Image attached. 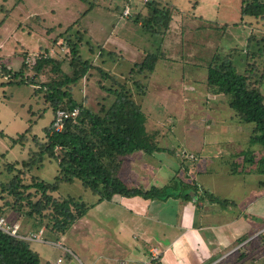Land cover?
<instances>
[{
    "label": "rangeland",
    "instance_id": "374dc122",
    "mask_svg": "<svg viewBox=\"0 0 264 264\" xmlns=\"http://www.w3.org/2000/svg\"><path fill=\"white\" fill-rule=\"evenodd\" d=\"M47 1L51 2L50 5L56 3V16L61 17L64 25L73 22L87 8H91V11L84 15L83 24L95 28L96 32L99 31L101 39L106 36L112 23L116 20L118 22L124 8L122 0L119 6L117 5L120 0H36L37 4L30 7L48 8ZM157 2L160 8L174 10L168 31L164 35L154 36L146 32L141 23H135L129 18L138 26L137 30L130 33L124 27L119 31L120 34L130 35L132 38L130 40L134 39L132 48L126 44L122 45L124 48L119 45L112 48L105 44L103 39L98 43L90 42V38L85 41V35H88L87 29L85 30L80 24L79 31L83 32L84 37L81 41L85 42L80 49L84 57L92 59L105 71L115 74L121 84H114L111 79H104L98 69H93L91 74L80 82L76 89L77 95L85 99V105L98 111L105 105L109 106L116 99L115 95L107 90L108 88L121 89L122 85L126 86L133 99L141 105L147 115V131L151 134L156 133L158 135L156 138L162 146L172 149L173 152L178 151L181 160L177 170L178 180L197 184V172L205 168L213 172L210 178L219 194L222 196L229 192L235 194L233 185L234 187L237 185V180L223 173L227 160L232 158L234 163L236 161V163L243 162L247 166L251 165L247 157L255 156L257 159L262 147L258 143L251 142L250 137L255 131L254 125L246 123L238 112L230 107V96L215 94L208 86V67L215 61L228 58L236 65L239 72L244 73L247 68L255 64L258 76H254L252 81L264 95V78H259L264 71V18L250 16L243 18L241 0H157ZM12 3V0L8 2L0 0V18L5 15L6 9L11 8ZM143 6L139 5L137 10H142L146 15L148 11ZM22 12L24 10L21 7L15 8L5 25L0 28V43L6 41L11 34L16 36V26L23 20L22 14L24 16ZM6 28H9V31ZM17 34L19 39L16 38L24 44L36 46L38 41L36 37L22 31H17ZM124 37L127 38L126 35ZM17 39L11 40L17 41ZM159 48L164 56L159 60L155 72L150 76L145 72H139L137 64L145 59L148 51H156ZM15 49L20 55L8 59L7 56L1 55L4 52L2 50L0 59L4 60L2 63L9 60L10 65L18 69L23 57L29 53L19 47ZM65 49H67L65 46L59 49L63 56L66 53ZM110 50L116 55L114 60L110 58L108 60L107 53ZM50 52L57 54L54 47ZM137 81L140 83L138 84ZM54 118V112L48 107L42 92L36 89L34 84H10L0 76V131L5 133V136L0 135V180L11 179L18 169L22 168L21 162L29 157L28 148L23 150L19 145L12 146L11 136L23 132L32 124L33 133L29 134L30 137L36 134L43 139L45 127L50 126ZM205 140L209 142L210 147L204 148ZM202 148L204 153L201 152ZM190 151L201 153L202 160L196 163V167L190 163L182 166L184 163L182 159L190 157L192 153ZM141 154H143L141 151H136L126 157L121 171V177L126 183H130L137 173L132 167L133 163L140 160L141 164H146L143 159L147 158V155L140 156ZM204 154H207L208 158ZM10 163L14 165L16 163L13 171L8 169ZM58 169V162L51 160L46 161L43 167L35 168L33 174L52 181L58 174ZM157 169L152 168V171L157 172ZM160 172L164 173L163 170ZM255 178L256 175L252 174L247 179L253 183ZM28 181L30 176L26 178V182ZM226 182H228L226 185H233L225 188ZM252 188L254 186L249 184L248 189L252 190ZM258 189L264 192V187L258 186L257 191ZM61 193L76 197L89 205L97 201V197L85 189L80 181L63 184ZM236 193L237 197H240L243 188L240 190L237 186ZM1 200L3 202V199ZM97 213H99V205L91 209L68 233L71 243L68 240L66 244L73 248L77 256L72 255L71 260L66 259V255L62 254L65 264H90V255L96 256L101 251L116 253L118 250L110 245L100 244L103 241L100 238L101 227ZM23 217L20 220L25 225L32 222L33 226H38L35 221ZM115 222V217L112 216L106 228L112 229L110 225H115ZM262 222L263 225L258 230L247 233L249 236L245 240L247 245L237 240L227 249L228 252L216 256L214 260L205 264H238L243 261L242 253L246 255L247 264H263L264 220ZM29 228L31 229L24 234L39 230V227L37 230L36 227L29 226ZM40 229H45L47 234L48 229L45 225ZM47 238H49L48 234ZM32 245L40 246L41 256L51 260L60 254L59 248L53 244L42 245L33 242ZM64 250L66 251V248ZM119 251L127 254L128 249Z\"/></svg>",
    "mask_w": 264,
    "mask_h": 264
},
{
    "label": "trees",
    "instance_id": "16d2710c",
    "mask_svg": "<svg viewBox=\"0 0 264 264\" xmlns=\"http://www.w3.org/2000/svg\"><path fill=\"white\" fill-rule=\"evenodd\" d=\"M157 4V0L136 3L128 18L135 23H141L145 31L154 36L164 35L173 20L174 10L160 8ZM139 5L146 7V15L142 10H137ZM241 15L243 18H264V0H241ZM6 17L7 15L0 20V25ZM37 17L41 27L46 29V42L41 46V52L34 57L24 56L18 69L9 62L2 63L4 60L0 59V76L10 84H34L42 92L45 102L55 115L60 109L72 112L78 108L79 112L75 117L65 118L60 131L54 129L53 123L46 126L43 139L36 134L30 137L29 134L33 133L32 124L23 132L11 136L12 146L19 145L23 150L28 148L29 157L21 162L22 168L11 179L0 180V217L6 216L10 221H15L25 216L30 221H35L38 226L45 225L48 235L60 238L85 217L97 202L111 200L116 194L161 200L170 197L192 200L199 186L196 182L178 180V171L176 179L163 187L131 186L121 178L123 162L129 154L136 151L153 154L155 151L173 150L162 146L156 133L147 131V115L126 86L122 85L121 89H107L116 97L109 106L105 105L95 111L85 105V99L77 95L76 89L82 79L91 74V70L98 69L104 79H111L114 84L120 85V81L115 74L105 71L92 59L84 57L80 49L84 43L81 41L83 32L79 31L78 21L56 34L55 27H45L41 17ZM29 24L31 26L32 21ZM63 46L67 48L64 56L59 50ZM52 47L56 48L57 54L50 52ZM107 54L108 60L116 58L112 50ZM163 56L160 48L148 51L145 59L137 64L139 72L152 75ZM257 70L256 65L252 64L241 73L232 60L225 58L209 65L207 79L208 86L215 94L230 96V107L246 123L254 125L255 131L250 140L253 144H260L262 150H259L257 159L255 156L247 159L253 169L264 174V95L252 81L254 76H258ZM259 78H264V71ZM0 135L5 136V133L0 131ZM51 160L57 161L59 166L54 180L48 181L33 174L35 168L43 167L46 161ZM15 168L16 163L9 164L10 171ZM236 168L235 166L234 170ZM29 176L30 181L26 182ZM76 181H80L85 189L97 197L95 203L89 205L83 200L61 193L63 184H73ZM203 192L208 194L209 191L204 189ZM248 237L246 234L238 241L241 243ZM31 243L32 241L0 229V264H53L44 263ZM245 257L242 253L243 261L238 264H247Z\"/></svg>",
    "mask_w": 264,
    "mask_h": 264
},
{
    "label": "crops",
    "instance_id": "0c3cea01",
    "mask_svg": "<svg viewBox=\"0 0 264 264\" xmlns=\"http://www.w3.org/2000/svg\"><path fill=\"white\" fill-rule=\"evenodd\" d=\"M8 1L5 0V2ZM12 1L11 8L6 9L5 15L7 17L0 25V28L5 25L15 8L21 7L24 10L22 12L24 16L22 14L23 20L20 22V25L16 26L17 31H22L29 36L36 37L38 41H36L35 47L38 48L35 49V47L28 46L18 40L16 31V36L11 34L7 37L6 41L0 43V52L4 51L1 55L7 56L8 59L15 57V55H20V52L17 54L16 47L25 50L29 55H33L35 52L41 50L40 48L44 44V40H46L44 36L46 29L44 30L41 27L40 19L37 16L41 17L45 27H55L56 34L69 24L78 21L81 26H84L85 30L87 29L88 35H85V41L90 38V42L98 43L103 39V42L112 48L117 45L122 46L123 44L132 48L134 45V39L130 40L132 39L130 35H127V33L120 34L119 30L126 27L128 32L133 33L137 30L138 26L122 14L118 22L117 20L113 22L110 30L105 34L106 36L101 39V34H98L99 31L96 32L94 31L95 28L83 24L82 19L86 13L91 11V8H87L80 15L78 12L79 16L77 19L64 25L61 22V17L56 16L55 2L50 5L51 2L47 1L48 8H31V5L37 4L36 0ZM121 4L120 0L117 6ZM69 10L70 8L67 11ZM31 21L32 25L30 26L29 22ZM9 28L6 29L9 31ZM125 35L127 38L124 37ZM11 39H17V41H12ZM14 42L16 47L13 44ZM130 57L132 56L130 55ZM8 62L10 63L9 60ZM203 144L204 148L210 147L209 142H206V140L203 141ZM204 148H202L201 152L204 151ZM190 152H192L190 155L192 157L194 155V157L191 158L190 156L188 157L189 159H182V162H184L182 166L190 163L193 167H196V163L202 160L201 153L197 151ZM143 154L147 155V158L143 159L146 164H141L140 160L132 164L133 169L137 173L135 178H132L130 183L127 184L142 186L144 188L152 186L163 187L176 179V173L179 169L178 165L181 164L178 151H155L153 154ZM143 154L140 156H144ZM204 155L208 158L207 154ZM244 160L246 161V158ZM232 161H234L232 158L227 160L226 165L228 167L225 165L223 173H225V176L227 175L237 180L238 183L235 187L231 184L233 185V189H235L233 190L235 194L232 192L223 196L219 194L217 187H215L210 178L213 172L203 168L197 172L199 190L194 193L192 200L174 197L161 200L157 198H145L139 195L127 197L116 194L111 200L97 202L89 211L99 205V213L97 214H99V227H101L100 238L103 241L100 244H107L118 250H116V253L101 251L96 256L90 255V264H205L214 260L216 256H222L228 252L227 249L242 236L253 230H258L263 225L262 221L264 220V192L259 189L257 191L258 186L264 187V174H260L255 168L253 169L250 165L247 166L243 162L236 163L235 161L234 163ZM235 166L237 168L234 170ZM152 168H158V171H152ZM162 170L164 173L160 172ZM252 174H255L256 178L253 183H250L247 178ZM120 176H122L121 172ZM227 183L224 184L225 188L231 186L229 184L226 185ZM249 184L254 186L252 190L248 189ZM237 186H239L240 190L243 188V193L240 197H237ZM204 189L209 191L208 194L203 192ZM223 190L226 192L225 189ZM112 216L115 217V225H110L112 229H107L106 225L112 219ZM87 218L90 219V217ZM86 219H84V222ZM15 221L21 224L22 233L31 229L29 226L36 227L35 230L38 229L37 227L41 228V226H33L32 222L25 225L20 219ZM71 229L60 238H56L52 234L49 235L48 239L57 241L63 246H55L59 248L60 254L53 260L41 256L40 246L34 247L32 245L40 254L44 263L52 262L54 264L60 257L64 258L62 254L66 255V259L72 257V255L77 256L73 248L66 244V241L69 240L68 233ZM36 243L46 244L42 242ZM69 243H71L70 240ZM241 244L247 245L246 241H243ZM64 248L69 252H65ZM120 249H128L127 254H122L119 251ZM70 259L72 260V258Z\"/></svg>",
    "mask_w": 264,
    "mask_h": 264
},
{
    "label": "built area",
    "instance_id": "2783aa9c",
    "mask_svg": "<svg viewBox=\"0 0 264 264\" xmlns=\"http://www.w3.org/2000/svg\"><path fill=\"white\" fill-rule=\"evenodd\" d=\"M122 1L124 3V8H123L122 14L124 17H129L133 13L132 6L134 4L146 3L149 0H122ZM37 55L38 54H33V55H29V56L34 57ZM28 61L29 60L27 59V62ZM78 112H79L78 108H75L72 112H69L68 110H64V109L58 110L56 115H55L54 121H53L54 129L57 131H60L63 128L65 118H67L69 116L75 117L78 114ZM0 229H2L3 231H5L11 235L20 237V238L28 240V241L49 243V244L59 245V246L63 247L61 243L48 239L46 237L45 229H39L37 232H30L29 234L22 233L21 232V224L16 222V221H10L6 216L0 217ZM65 252H69V251L66 249ZM54 264H65L64 258L60 257Z\"/></svg>",
    "mask_w": 264,
    "mask_h": 264
}]
</instances>
